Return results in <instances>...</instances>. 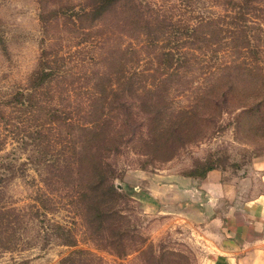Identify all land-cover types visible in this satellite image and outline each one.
<instances>
[{
    "label": "trees",
    "instance_id": "trees-1",
    "mask_svg": "<svg viewBox=\"0 0 264 264\" xmlns=\"http://www.w3.org/2000/svg\"><path fill=\"white\" fill-rule=\"evenodd\" d=\"M65 2L40 7L36 66L4 101L6 126L31 138L42 149L37 164L54 169V191L43 197L82 209L96 231L119 196L106 158L122 143L167 160L226 114L253 156L264 150V24L255 20L264 0H223L220 13L191 15L189 5L171 15L148 0ZM79 43L92 50L83 63L71 51Z\"/></svg>",
    "mask_w": 264,
    "mask_h": 264
},
{
    "label": "rangeland",
    "instance_id": "rangeland-1",
    "mask_svg": "<svg viewBox=\"0 0 264 264\" xmlns=\"http://www.w3.org/2000/svg\"><path fill=\"white\" fill-rule=\"evenodd\" d=\"M148 1L171 15L186 5L189 15L195 10L220 13L223 7V0ZM45 2L0 0V216H5L0 219V264H210L223 232L221 218L241 216L237 207L242 202L264 195V150L253 156L252 145L234 136L226 114L216 129L184 143L167 160L138 154L132 143H122L106 158L119 196L110 204L113 213L92 231L82 209L60 197L42 196L54 191V169L50 163L38 165L35 158L42 149L5 124L9 108L4 101L25 86L36 66ZM47 2L48 9L66 3ZM255 14L264 24V14ZM75 35L74 42H80ZM76 49L82 63L92 52L80 43L71 51ZM83 71L75 67L73 72L80 76ZM172 94L175 104L185 103L184 94ZM8 162L15 166L6 173L2 165ZM209 166L220 173V183L206 180ZM234 221L235 229L241 227Z\"/></svg>",
    "mask_w": 264,
    "mask_h": 264
},
{
    "label": "crops",
    "instance_id": "crops-1",
    "mask_svg": "<svg viewBox=\"0 0 264 264\" xmlns=\"http://www.w3.org/2000/svg\"><path fill=\"white\" fill-rule=\"evenodd\" d=\"M206 180L220 183V173L211 170ZM237 211L241 214L237 218H221L223 232L219 245L210 254V264H264V195L242 202ZM235 219L241 226L236 229Z\"/></svg>",
    "mask_w": 264,
    "mask_h": 264
}]
</instances>
